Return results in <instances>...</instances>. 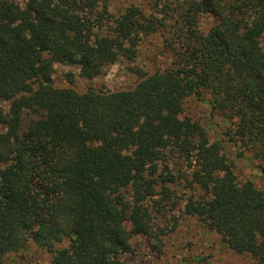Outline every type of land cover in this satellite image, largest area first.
Here are the masks:
<instances>
[{
    "label": "trees",
    "instance_id": "trees-1",
    "mask_svg": "<svg viewBox=\"0 0 264 264\" xmlns=\"http://www.w3.org/2000/svg\"><path fill=\"white\" fill-rule=\"evenodd\" d=\"M169 11L179 24L169 69L137 71L127 90L80 93L54 85L55 64L95 78L159 32L158 19L133 4L112 21L106 0H0V264L32 243L52 264H130L134 237L163 244L154 212L182 178L202 192L188 212L264 264V189L240 182L222 143L184 115L191 96H209L234 122L239 156L250 152L264 176V0ZM202 14L218 20L207 32ZM170 156L188 175L162 165Z\"/></svg>",
    "mask_w": 264,
    "mask_h": 264
},
{
    "label": "rangeland",
    "instance_id": "rangeland-1",
    "mask_svg": "<svg viewBox=\"0 0 264 264\" xmlns=\"http://www.w3.org/2000/svg\"><path fill=\"white\" fill-rule=\"evenodd\" d=\"M16 1L24 5V0ZM183 1L106 0L113 15L112 21L135 4L143 9L146 15L158 19L160 31L144 36L139 46L122 53L116 63L107 65L99 76L92 79L81 77L77 64H55L54 85L59 88H74L80 93L90 89L116 92L133 88L141 80L137 71L149 75L169 69L173 63V54L166 46L174 34L172 30L175 28L171 27H179L169 9ZM217 23V18L211 14L198 17V27L203 32L209 31ZM36 88L35 84L31 86V90ZM184 115L200 123L212 143H222L226 156L234 162V171L240 182L251 181L258 189H264V176L259 161L252 158L250 152L239 156L240 149L235 140H231L228 132L234 122L213 110L209 96H191L185 104ZM162 165H166L175 176L183 174L185 177L189 173L187 164L171 156L166 158ZM185 181V178H182L176 184L170 185L172 200L163 202L160 211L154 212L156 222L167 233L163 244H159L160 248L153 250L147 240L134 237L132 252L122 256V259L130 264H255L250 255L230 250L219 234L188 212L189 199L197 198L202 192L189 189L185 186ZM160 198L161 196H158V199ZM5 264H52V261L48 252L32 243L22 251L7 257Z\"/></svg>",
    "mask_w": 264,
    "mask_h": 264
}]
</instances>
